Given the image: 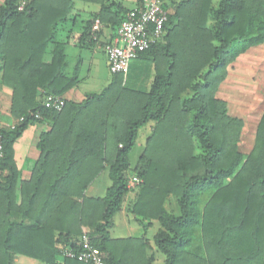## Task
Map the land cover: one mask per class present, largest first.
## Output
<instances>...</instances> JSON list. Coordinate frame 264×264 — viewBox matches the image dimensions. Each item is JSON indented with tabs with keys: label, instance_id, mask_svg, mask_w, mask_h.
I'll use <instances>...</instances> for the list:
<instances>
[{
	"label": "trees",
	"instance_id": "1",
	"mask_svg": "<svg viewBox=\"0 0 264 264\" xmlns=\"http://www.w3.org/2000/svg\"><path fill=\"white\" fill-rule=\"evenodd\" d=\"M78 1L101 3L102 11L84 24L80 36L82 45L92 44L100 35L92 25L98 17L103 23L106 0L0 3V86L11 91L16 120L13 129L0 128V264H14L17 256L42 264H83L57 261L58 246L74 247L83 228L105 264H153L145 239L110 237L113 218L131 192L127 211L160 226L154 244L161 264H264V108L244 152L243 119L216 98L228 67L264 44V0H220L215 9L203 0L201 21L191 25L182 21L185 1L177 2L165 26L166 42L137 57L153 58L155 77L147 93L123 88L115 74L101 93L86 95L81 103L64 100L55 112L41 101L76 87V77L63 72L65 42L55 37ZM137 1L142 7L143 0ZM180 32L189 38L187 45L167 40ZM43 119L51 125L39 137V158L30 179L19 181L13 145ZM150 122L151 134L131 167L138 131ZM105 167L110 186L104 197H86L84 191ZM132 177L139 182L129 187ZM171 198L175 212L165 207Z\"/></svg>",
	"mask_w": 264,
	"mask_h": 264
},
{
	"label": "crops",
	"instance_id": "2",
	"mask_svg": "<svg viewBox=\"0 0 264 264\" xmlns=\"http://www.w3.org/2000/svg\"><path fill=\"white\" fill-rule=\"evenodd\" d=\"M2 1L3 0H1L0 3H2ZM184 1L185 3L183 5L185 6H182L181 9V17L183 19L182 21L188 25L193 24L192 21L198 24L202 18V16H200V12H204L206 10V3H204L203 0H183V2ZM219 2L220 0H210V7H212V9L217 8ZM104 4H107L106 6H108V9H104L107 12L103 16V23L100 21V17L97 18L100 22V28L98 31V33L100 32V35H96V39L92 44L89 43L82 45L80 43V36L84 24L89 21L93 15H96L97 13L99 14V12L102 11L100 2H76L74 4V9L71 13L69 21L60 26L56 34L55 41L65 42V66L63 72L66 76H75L77 81L76 87L67 91L62 96L66 101L81 103L86 95L99 94L111 83L113 75L108 71L106 47L113 44V42L115 41L117 33L116 29H118L121 23V19L125 17V14L137 8L139 3L137 0H106ZM196 10H198V12L195 13L194 17H191L193 12ZM115 19L117 21L114 22L117 24L116 26H114V30H112L109 24L112 20ZM206 25L207 27H211L213 25V20L209 15ZM183 33L185 34V32ZM168 38L167 40L181 42L185 45H187L189 40V38H187V36H183L181 32L179 37L174 34L169 36ZM165 42L166 40L163 36L159 43ZM257 48L260 49V51L264 50V44L255 48H251L249 51L239 56L228 67L227 78L219 86L216 92V98L227 103L229 111L232 115L237 116L234 104L232 103L231 99H227L222 96V88L227 87L228 91L230 89L229 92H232L234 94H236V91L238 89H246V82L236 83L232 81V79L233 77H243L244 79L245 77H247L250 67L253 64L249 62L251 61V51ZM51 49L52 47L48 49L44 57V60L46 62H49L51 59ZM98 60L101 61L100 67L104 71V77L102 76L98 78L93 76L92 70L97 67L96 64L94 65V63L98 62ZM232 74H234L235 76H233ZM116 75H119L121 77L123 88H126L127 90L133 92L147 93L150 90V86L155 77L153 58L147 55H141L139 58H136L129 63L124 74ZM128 86L131 87L128 88ZM263 93L264 88L259 89V91L257 92V98L264 99ZM11 98V91L0 86V114L2 113L4 115V118H2V120L0 121L4 125L11 122L16 123L15 118L10 114ZM262 99L258 106H261V103L264 102V100ZM262 110L263 109H257L259 113L254 120L255 124L257 123ZM50 125L51 123L49 119H43L39 122L32 123L23 131L20 138H18L14 143L13 155L14 162L19 172V181H27L30 179L31 171L40 155V152L37 148L39 137L42 133L48 132V130L50 129ZM153 126L154 123L150 122L138 131V137L136 139L135 146L130 152L132 153L134 150H136L139 153L137 159H139L145 148L146 139L151 134ZM137 161H135L134 163H130L131 167L135 166ZM109 186L110 180L108 178L107 168L105 167V169L97 176V178L89 184L87 189L84 191V194L88 198H103ZM133 197L134 193H129L125 199V203L121 211L114 216V224L109 230L110 237L111 239L116 240H138L142 238L145 239L147 241L146 245H149L147 249V255L154 254L156 262H154L153 264H156L157 259H159L160 257V254L156 251L154 237L160 226L156 221H141L127 211V205L133 199ZM165 207L167 209V205H165ZM86 231L87 230L83 228L82 234H86ZM19 257L22 256H17L14 260V264H17ZM26 259H28V261H22V264H34L32 261H36L30 258ZM57 261L62 262V259L58 258Z\"/></svg>",
	"mask_w": 264,
	"mask_h": 264
},
{
	"label": "built area",
	"instance_id": "3",
	"mask_svg": "<svg viewBox=\"0 0 264 264\" xmlns=\"http://www.w3.org/2000/svg\"><path fill=\"white\" fill-rule=\"evenodd\" d=\"M181 0H143V6L127 13L117 29L113 44L106 47L107 66L110 74H124L129 63L140 53L158 43L165 34V26L174 4ZM100 22L96 19L92 32L99 31ZM45 109L60 112L64 107V99L55 95H45L41 101ZM39 119V115H35ZM0 121V128H6ZM10 125L6 129H13ZM3 159V148L0 143V163ZM4 172L0 167V183ZM139 180L132 177L128 186L133 187ZM61 259L75 260L83 264H105L99 250L94 247L86 234H82L74 247L58 246Z\"/></svg>",
	"mask_w": 264,
	"mask_h": 264
},
{
	"label": "rangeland",
	"instance_id": "4",
	"mask_svg": "<svg viewBox=\"0 0 264 264\" xmlns=\"http://www.w3.org/2000/svg\"><path fill=\"white\" fill-rule=\"evenodd\" d=\"M1 1V0H0ZM250 60L249 62H251L252 66L250 67L249 73L247 75V77H245V79L242 78H234L232 79V81L236 82V83H245L247 84V87H245L246 89H238L236 91V94L229 92L227 87L222 88V96L227 98V99H231L232 103L234 104V108H235V112L237 113V116L242 117L243 121H244V136L242 138L240 147L242 149V151L247 152L251 146V142H252V136H253V127L255 125V119L257 117V114L259 113V111H257V109H263L264 107V102L261 103V106H258V104L260 103L261 99L257 98V92L259 91V89L264 88V50L260 49H253L251 51V55H250ZM101 61L98 60V62L94 63V65L96 64L97 67H95L92 70L93 76L94 77H104V71L103 69L100 67V63ZM130 71V70H129ZM233 76H235L234 74H232ZM238 77V76H237ZM131 86H128V88H130ZM226 88V89H225ZM229 92V93H228ZM232 93V94H231ZM264 94V93H263ZM264 100V99H262ZM255 102V103H254ZM232 109V106H231ZM2 118H4V115L1 113L0 114V120H2ZM14 125L13 122L11 123H6V128H8L10 125ZM139 156V153L134 150L132 153H130L129 155V162L130 163H134L135 161H137V157ZM137 159V160H136ZM167 209L170 212H175L176 211V204L173 198L170 199V201L167 203ZM163 256L160 254L159 259H157V263L156 264H160L162 263V258ZM24 259V260H23ZM28 261V259L24 258V257H19L18 258V262L17 264H22V261ZM31 262V261H30ZM34 264H40L39 262L36 261H32ZM31 262V263H32Z\"/></svg>",
	"mask_w": 264,
	"mask_h": 264
}]
</instances>
